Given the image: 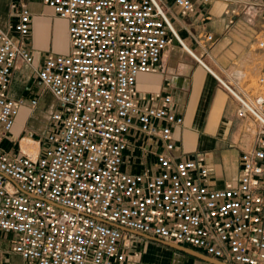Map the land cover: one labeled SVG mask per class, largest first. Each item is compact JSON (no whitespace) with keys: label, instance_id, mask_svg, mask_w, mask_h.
I'll use <instances>...</instances> for the list:
<instances>
[{"label":"built area","instance_id":"1","mask_svg":"<svg viewBox=\"0 0 264 264\" xmlns=\"http://www.w3.org/2000/svg\"><path fill=\"white\" fill-rule=\"evenodd\" d=\"M67 22L70 51L48 54L34 72L56 102L46 130L5 142L24 107L39 98L10 96L32 13L13 3L11 32L0 28V234L11 236L23 264H134L143 252L131 231L227 264H264V67L255 92L233 88L187 47L180 19L222 4L229 26L242 0H42ZM210 17H205L203 27ZM210 58L215 37L195 35ZM177 42L235 98L237 115L259 126L241 147L240 175L210 185L204 154L182 157L173 129L184 120L169 94L141 93L140 74L158 70ZM255 47L264 50V22ZM28 140L31 143L24 144ZM136 249V248H135Z\"/></svg>","mask_w":264,"mask_h":264},{"label":"crops","instance_id":"2","mask_svg":"<svg viewBox=\"0 0 264 264\" xmlns=\"http://www.w3.org/2000/svg\"><path fill=\"white\" fill-rule=\"evenodd\" d=\"M29 1L0 0V28L11 32L10 27L17 20L11 5L25 4L32 13V32L26 38L25 45L34 56V65L39 67L48 54L59 53L47 51L50 40L46 35L53 22L48 11L51 9L43 5L42 0H33L35 6L32 8ZM242 1L237 6L240 15L234 26H229L223 15L225 6L213 4L200 6L194 15L180 19L178 29L187 47L194 50L218 78L233 88L255 92L256 81L264 67V50L255 47L256 36L264 22V0ZM205 17H210L206 28L202 25ZM183 24L195 35L211 33L215 37L210 58L202 54L190 34L182 28ZM36 82L40 84L32 67L19 62L12 74L10 96L28 101L38 97L39 104L34 113L28 107L21 109L5 146L10 147L12 142L20 138L39 135L32 130L37 128L35 124L38 112L45 97L52 103V110L56 109L52 95L43 92ZM137 88L144 94L161 92L172 96L175 110L184 120L183 126L173 129L177 144L175 155L192 157L204 154L210 168V185L213 188H223L226 182L239 179L241 147L255 145L260 127H251L248 119L237 115V101L205 66L175 41L164 51L156 72L138 75ZM51 114L50 112V116ZM49 119L50 117L44 122L41 133L46 130ZM124 232L126 239L131 236L141 241L145 239L146 246L150 243L146 253H143L142 261H134V264H186L184 261H167L162 251L156 248L164 245L153 238L131 231ZM10 239L11 236L0 234V264H23L21 257L12 252ZM131 242L134 248H139V242Z\"/></svg>","mask_w":264,"mask_h":264},{"label":"rangeland","instance_id":"3","mask_svg":"<svg viewBox=\"0 0 264 264\" xmlns=\"http://www.w3.org/2000/svg\"><path fill=\"white\" fill-rule=\"evenodd\" d=\"M28 3L32 8L35 6L33 0H30ZM48 11L51 13V17H52L53 22H52V28H51L50 32L48 30V35H46V36H49L48 39L50 40L47 51L48 52H55V53H59V54H66V52L69 51V40H68L67 25H66L67 22L64 20H61L57 16L53 15L51 10H48ZM46 36H45V34H43L44 39L46 38ZM37 68H38V66H34L32 69L34 70ZM36 83H38V82H36ZM40 84L38 83L37 87H40L41 90H43V92H46L50 95V93L47 90H45V88H43L42 85H41L42 86L41 87ZM47 99H48L47 97L44 98L45 102H43V106H42L41 110L38 112L39 117H38L37 123L35 124L37 128H34L32 130L36 134H41V131H43L44 122L50 117V112L52 113V111H53L51 108L52 103L50 102L49 99L48 100ZM26 101H28V100H26ZM30 111L32 112V110H30ZM35 111H33L32 113H34ZM128 238L131 239V240L129 239L130 241L139 242V248L138 249L134 248L133 251L140 249L139 251L146 253L147 246H150V245H148L150 243H148L146 246L145 239H144V241H141L140 239H136V238L131 237V236L130 237L128 236L127 239ZM151 247H152V245H151ZM156 248H158L159 250L162 251L164 258L167 261H169V260L170 261L172 260L173 262L184 261L186 264H207V263H204V262H202V261H200L194 257H191V256L186 255L184 253L178 252V251L173 250L171 248H168L166 246H164V247L157 246ZM145 257H147L146 254H145Z\"/></svg>","mask_w":264,"mask_h":264},{"label":"water","instance_id":"4","mask_svg":"<svg viewBox=\"0 0 264 264\" xmlns=\"http://www.w3.org/2000/svg\"><path fill=\"white\" fill-rule=\"evenodd\" d=\"M154 241L158 242L159 244L161 245H164L166 247H169L173 250H176L178 252H181V253H184L186 255H189L191 257H194L204 263H207V264H227V263H222V262H218V261H215L201 253H198L194 250H191V249H187V248H183V247H180V246H175V245H172V244H168V243H165V242H162V241H159V240H156L154 239Z\"/></svg>","mask_w":264,"mask_h":264},{"label":"bare ground","instance_id":"5","mask_svg":"<svg viewBox=\"0 0 264 264\" xmlns=\"http://www.w3.org/2000/svg\"><path fill=\"white\" fill-rule=\"evenodd\" d=\"M197 55H198V54H197ZM29 142L31 143V141L25 140V141H24V144H27V143H29Z\"/></svg>","mask_w":264,"mask_h":264}]
</instances>
